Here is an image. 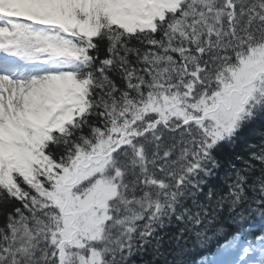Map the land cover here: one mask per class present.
Here are the masks:
<instances>
[{"label": "snow or ice", "instance_id": "6c2138e0", "mask_svg": "<svg viewBox=\"0 0 264 264\" xmlns=\"http://www.w3.org/2000/svg\"><path fill=\"white\" fill-rule=\"evenodd\" d=\"M0 264H264V0H0Z\"/></svg>", "mask_w": 264, "mask_h": 264}]
</instances>
